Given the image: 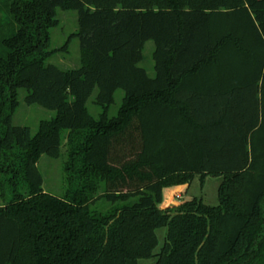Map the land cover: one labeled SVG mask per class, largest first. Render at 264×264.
I'll list each match as a JSON object with an SVG mask.
<instances>
[{"label":"trees","instance_id":"trees-1","mask_svg":"<svg viewBox=\"0 0 264 264\" xmlns=\"http://www.w3.org/2000/svg\"><path fill=\"white\" fill-rule=\"evenodd\" d=\"M58 9L78 12L77 68L48 63ZM21 89L57 112L35 134ZM67 134L56 196L38 163ZM209 176L218 205L159 206ZM0 197V264H264V0H0Z\"/></svg>","mask_w":264,"mask_h":264},{"label":"rangeland","instance_id":"rangeland-1","mask_svg":"<svg viewBox=\"0 0 264 264\" xmlns=\"http://www.w3.org/2000/svg\"><path fill=\"white\" fill-rule=\"evenodd\" d=\"M58 25L51 29V42L49 50H53L54 54L48 60V63H53L64 69L77 68L81 65L82 52L81 43L78 36L74 34L78 31V12L75 10L57 11ZM155 50V42L149 40L146 42L143 50L144 59L140 63L142 67L147 70L150 77L156 76L155 62L153 59V52ZM98 90H95L89 99L87 106L89 111L98 117L101 113V108L96 105L95 99ZM27 91L21 89L19 91V105L13 115V122L16 125L28 126L31 128L33 134L39 130V125L42 120L52 119L56 116V111L45 108L39 104H28L26 102ZM124 91L119 89L115 93V103L113 104L110 115L115 116L122 104ZM68 134L66 135L61 156L58 158L43 155L39 160L38 166L44 178L43 188L46 192L56 196H64L69 188L68 174L65 170L66 164L69 163V147L67 144ZM222 178L209 176L204 184L201 186L198 178L192 183L187 197L183 195L182 198H177L174 202V193L180 191L183 187L167 188L165 190L166 200L159 206L162 209L167 207L177 206L186 199H191L194 196L203 197L204 201L210 205H218L219 197L218 190ZM170 196V197H168ZM169 199V200H168ZM176 204V205H175ZM0 205H4L2 197H0ZM160 244L156 250L158 252L164 243L167 229L160 228L158 231ZM156 257L151 259H142L140 264H156Z\"/></svg>","mask_w":264,"mask_h":264},{"label":"crops","instance_id":"crops-1","mask_svg":"<svg viewBox=\"0 0 264 264\" xmlns=\"http://www.w3.org/2000/svg\"><path fill=\"white\" fill-rule=\"evenodd\" d=\"M176 187H183L180 191H178V192H176V193H174V202L176 201V197L177 198H182L183 197V195L182 194H184L185 196L187 195V193H189V190H190V185H188V184H184V185H177V186H173V187H169V188H176ZM167 188H165L164 189V200H166V197H165V190H166ZM168 197H170V196H168ZM187 197V196H186ZM199 197V196H198ZM169 200V199H168ZM186 200H188V199H186ZM186 200H184V201H186ZM184 201H182V202H184ZM181 202V203H182ZM176 205V204H175Z\"/></svg>","mask_w":264,"mask_h":264}]
</instances>
